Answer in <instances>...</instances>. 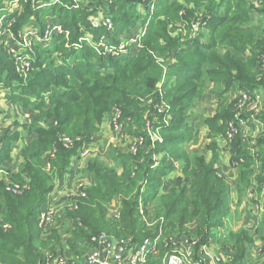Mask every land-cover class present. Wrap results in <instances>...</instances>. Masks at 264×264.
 <instances>
[{
  "label": "trees",
  "instance_id": "obj_1",
  "mask_svg": "<svg viewBox=\"0 0 264 264\" xmlns=\"http://www.w3.org/2000/svg\"><path fill=\"white\" fill-rule=\"evenodd\" d=\"M205 2L208 9L204 22L211 29L206 43L200 42L203 39L199 36L196 43L181 44L182 36L173 37L166 24L155 27L152 20L147 24V32L139 37L140 50H132V56H121L118 42L114 43L117 56L104 48L101 56H97L91 52L96 49L93 44L87 51L83 48L81 53L76 52L81 57L71 55L66 63L77 61L76 65L61 67L62 73L53 72L52 59L38 60L33 70L26 72V79L17 73L15 63L8 60L7 51L0 47V76L3 78L7 73L8 81L25 84H19L23 90L18 96V99L23 98L25 106L26 96H32L36 87L48 92L45 93L47 101L36 107L40 112L39 120L20 126L18 134L15 124L2 133L8 124L0 121V166L9 160L16 161L18 156L17 173H12L9 190L4 187L0 190V264H49L54 258L66 255L67 244L62 254L55 253L62 241L65 242L56 230L51 229L43 236L41 215L50 206L57 182L70 174L72 160L93 141L104 122L110 120L108 127L114 131L112 123L118 113L127 121L125 128L133 133L129 141L144 137L143 145L147 141L150 148L142 150L143 145L139 146L135 154L112 150L111 164L99 159L89 162L88 170L95 183L78 191V194L85 193V197L79 196L82 203L72 202V209L68 207L66 213L75 229L70 237L74 242L73 253L77 255L80 247L95 248L93 238L104 233L122 245L142 243L162 231V249L156 259L153 260L152 255L148 258L151 264H162L168 233H185L197 238L196 254L204 246L220 244L229 249L231 264H243L262 226L254 233L229 227L234 218L233 191L217 167L216 143L226 140L227 123L239 112L240 94L247 92L253 98L255 90L264 92V76L258 73L264 65V38L244 34L250 0ZM176 5L167 0L164 7L189 12ZM112 7L118 14H109L115 28L108 33L115 29V39L147 23L148 19H135L132 13L137 10L136 0L114 2ZM56 9L62 13L61 20L68 17L66 7L57 5ZM76 12L82 11H73L79 14ZM180 13H168L172 23L179 22ZM80 17H77L79 22L84 21ZM68 23L72 29L74 23ZM84 24L89 29V23ZM69 26L65 27L69 29ZM93 33L101 36L100 32ZM225 49L233 56L229 53L221 56L219 52ZM39 51H43L42 55L57 54L56 48ZM161 57L172 60L162 63ZM41 79L46 86L39 82ZM66 80L68 83L63 84ZM205 80L220 88L218 113L203 120L209 138L215 140L210 144L214 153L211 160L202 153H188L186 149L200 140V126L192 119V109L203 98ZM230 92L239 96L235 94L230 100ZM165 101L169 102V108L164 113L159 112ZM261 119L264 123V118ZM149 127L158 130L160 137H150V131L146 132ZM21 131L26 135L35 134L37 138L31 143L21 142ZM228 145L235 154L232 165L238 171L237 192L243 196L250 188L251 205L264 207V136L254 146L260 161L258 169L252 167L253 150L244 144L241 135ZM174 173L178 174L175 183L166 189L165 180ZM17 185L21 193L13 192ZM117 204L118 212L111 216L110 208ZM255 211L256 208L251 213ZM104 220L107 226L102 225ZM191 223L198 226L193 234L188 231ZM67 264L76 263L68 261Z\"/></svg>",
  "mask_w": 264,
  "mask_h": 264
},
{
  "label": "rangeland",
  "instance_id": "obj_2",
  "mask_svg": "<svg viewBox=\"0 0 264 264\" xmlns=\"http://www.w3.org/2000/svg\"><path fill=\"white\" fill-rule=\"evenodd\" d=\"M121 1L123 0H0V47H2L5 52L7 51L8 60L15 63V66L17 68V73L23 76L24 77L23 79H26L27 78L26 75L28 74L26 72L29 69L33 70V64L37 63L38 60L46 62L47 60L52 59V62L54 63L53 67H55L53 68L55 69V71L53 72L55 74L62 73L64 70H62L61 67H66L69 64L71 66L76 65L75 63L77 61H72V60H70V63H68L67 65L66 60L71 55L72 56L73 54L76 55V52L78 54L81 53L83 48L85 49L84 51H87V48L89 50V47H91V45L93 44H96V49L95 51L91 50V52H93L97 56L98 55L101 56L102 48L106 49V52L108 53L109 52L113 54L117 53V51L115 50L116 47L114 46V43L117 42L120 43L119 48L121 49V51L119 53L121 56H128V55L132 56L133 54L132 52L134 50L136 51L140 50V45L138 42L140 40L139 37L140 35L142 36L147 32L146 31L147 24L149 25L152 20H153L152 24L155 27H158V24L160 23L166 24L168 27V31L174 34L173 37H176L178 35L182 36L181 44L196 43L199 40L198 39L199 36H201V38L203 39L200 42L206 43L209 35L211 34V29H209V25L207 23L205 25L204 22L205 20L204 16L207 12L206 9H208L207 8L208 3L205 2L206 0H170V2L182 6L186 10H189V12L186 13L180 11V9L176 7H174V9L172 10L166 9L164 7V4L167 2V0H136L137 10L135 12L132 11V13L136 16L135 19L138 17L144 20L148 19L146 25L144 26L143 24H139L138 27L133 32L129 33L127 36L125 35L115 39L116 37L115 29L114 31L108 33L113 28H115L114 22L110 15L118 14V12L117 13L113 12L112 4H114V2L120 4ZM250 1H251L250 6L246 7L249 10V21H248V26L244 31V34L246 36H250V35L254 36L256 39L264 38V13H262L264 12V0H250ZM137 2L140 5L137 4ZM57 5L60 7L64 6L67 8V12L69 13V15L68 17H66L65 20L64 19L61 20L62 13L61 12L58 13L57 9L55 10ZM163 8L165 9L163 10ZM73 11H82V12H76L79 14L75 15ZM169 12H182L179 15L178 23L175 24L172 23V19H171L172 16H169L170 15L168 14ZM191 12H193L192 15ZM86 15L88 18L86 17ZM78 16H81L80 18H84V21L79 22L77 18ZM67 18L69 19V21L67 20ZM19 21H24V22L18 25ZM68 22L74 23L72 29L68 25L69 24ZM84 23H89V29L86 27V24ZM65 26H69L70 28L68 29V27L66 28ZM55 28H60L62 30V34H55L54 32L52 33L49 32L51 29H55ZM93 31L100 32L101 36L100 37L96 36L93 33ZM77 32H79L80 34L79 36L75 35ZM44 37L50 39L49 41L46 42V44L42 43ZM124 38H127V42H124ZM133 44H135V46L134 48H131ZM55 48L57 54L53 56L51 53L42 55L43 51L42 52L39 51V50H44V51L53 50ZM228 53H229L228 49L221 50L219 52L221 56H224L225 54ZM117 55L118 54H115L113 56H117ZM230 55L233 56L232 54ZM76 56L81 57L82 55L81 56L76 55ZM73 58L76 57L74 56ZM120 59H123V57H121ZM171 60H172L171 58L170 59H167L165 57L160 58V61L162 63H169L171 62ZM45 67L46 64H44V68ZM258 73L264 76V65L259 68ZM0 75H1V71H0ZM7 75L8 74L5 73L3 78H1L0 76V121H3L4 122L3 124H8L2 130V133H6L9 129V126L14 127V124L16 125L15 128V132H16L21 130L20 126L26 124L28 125L34 121L36 122V119L39 118L40 116V112L37 111L36 107H38L39 105L38 103L47 101L46 100L47 97L45 93H48L36 87L32 91V93L35 91L32 94V96H36L37 99L32 96H26L25 99L27 101V106H25L24 105L25 102L23 98L18 99L19 98L18 96L21 94V91L23 90L21 87H19V84L23 86L25 84L19 83L18 80L14 82H10L7 80L8 79ZM207 78L208 75L205 76V79ZM68 81L69 80L64 81L63 84H67ZM39 82L43 84L42 79L39 80ZM49 82L50 81H48V83ZM212 83L213 82H211L210 80H205V85L202 86L203 98L200 101H198L196 103V107L192 109V114H193L192 119L194 120L197 126H200V130H199L200 133L204 131V129H206L203 126V120L206 117L215 116L218 113V110L221 106L218 103V97H217V95L220 92L219 91L220 88L215 87ZM47 91H49L50 93L54 92V90H47ZM35 93L37 95H35ZM262 93L264 92L261 90H255V94L257 95V98L258 97L260 98V103L264 102V96H263L264 94ZM236 95L239 96V93H236ZM37 96H39V98L42 101L38 99ZM233 96H235V93L234 94L231 93L229 95L230 100L232 99ZM247 102L248 100L240 108L239 114L243 115L244 121L242 123V127L240 128L239 134L241 135L242 138L244 137L245 139L244 144L250 146L249 148L253 150V157L257 161L253 159L254 163L252 167L258 169L260 166V161L258 159L257 154L254 151V146H256L257 142L260 139H262L264 136L263 135L264 123H262L261 121L262 120L261 118H264V110L260 108L256 111H253L251 110L252 105H246ZM164 103L169 104L168 101H165ZM111 116H114V114H111ZM247 117H250V119H247ZM149 131H150V137L151 136L153 138L160 137L158 130L154 131L151 127H149V129H147L146 132L149 134ZM21 133L25 137L28 136L25 134V132L21 131ZM16 134L18 133L16 132ZM132 134H133L132 131L131 130L129 131L128 127L124 129L123 134L120 133L118 134L115 131H112V135L114 138V142L112 143L113 146L105 149L106 153L107 152L109 153V158L112 150H118L124 153L132 152V154H135V152H137V146L135 149H133L132 147L136 144V142L137 145L142 146L140 144L141 141L144 140V137L143 138L141 137L138 140L132 142L129 141ZM126 140H128V142H126ZM138 141H140V143H138ZM92 142L89 144V146L92 144ZM208 142L209 144H214L215 140L213 142L210 139ZM228 143L229 140L222 139L219 140V143L216 144L217 147L219 145L221 149H225V151H229L228 154L231 159L232 155L235 154L233 153L232 147H230ZM148 147L150 148L147 141H145V145L142 146L143 148L142 150H147L149 149ZM87 149L89 148H87L86 146L85 151ZM199 150H200L199 153H204V151L208 153L205 143H204V150L203 149H199ZM102 154L104 155V153ZM13 164L14 163L9 160L8 162H5L2 164V166H0V190H2V187L6 188L7 191L9 190V186H11L10 184H12V181L10 182V179L12 178V173H16L14 171H11ZM16 167L18 166L16 165ZM220 174L224 176L221 171ZM177 176L178 174L176 173L173 176V178H167L165 180L164 187L167 188L168 185L171 182H173ZM252 197H253V193L249 198L251 199ZM82 200L79 199L76 202L81 204ZM243 205L244 203L243 204L241 203L240 206L237 207V212H236V208L232 209L234 212V216H233L234 218L233 221H230L229 227L237 231L243 228L242 226H245L248 220H252L254 222H258L259 224L255 228H260L262 222H264V211L256 210L255 213H251V211L254 208H256L251 206L250 211H248V213L249 212L250 213L248 214L245 213L246 209L245 207H243ZM116 212H118V204L116 207L110 208L111 216L114 215ZM108 218H110V216ZM70 221L71 220L69 219L68 220L69 225L67 224V227L66 226L62 227V229L65 228L63 231L65 235L61 233L60 235L63 236L65 242L62 241L61 246L57 247L55 253L62 254L63 252H61V250L63 249V246L64 244H67L68 249L65 251L66 255H69L71 257L80 256L81 258L84 259V261L77 262L76 264H91L90 259L94 257V255L97 253L96 250H93L95 248H89L86 250L85 247H80L77 255L74 254L72 251L71 246L74 244V242L71 241L69 237H71L75 229L73 228L72 223H70ZM102 225L107 226L105 220L104 222H102ZM55 226L56 225L53 226V229L55 228ZM197 228L198 226L195 223L188 224V231L191 234L195 233ZM161 234L162 231L158 233V236L154 238H149V239H157L158 242L157 245L155 244L152 246V248L158 246L156 249L157 251H155L152 254V256H154L153 260L156 259V257H158V255L160 254V250L162 249L161 244L163 241V235ZM104 235H107L108 240L112 241V243L114 242L117 243V241L114 238L110 237L109 234L104 233ZM166 236H167L165 238L166 251H165V256L162 260V264H168L170 258L173 256H179L183 260L182 264H188L185 261L186 257H184V254H182V251L184 250L183 248L186 246V244L183 243V240H186L188 242H198V239L189 237L185 233L182 235L168 233ZM94 244L99 248L97 243L94 242ZM166 244H168V246H166ZM263 244L260 245L261 248L262 247L264 248ZM215 246L217 247L216 250H218V248H224L220 244H217ZM261 248L256 258L257 261H254L255 258H252L253 264H264V257L261 258L262 256ZM47 254L49 255V252ZM213 257L219 258V255L215 254V256ZM223 262L224 259H219V262H217V264H222ZM145 264H151V263L148 260ZM203 264H206V262Z\"/></svg>",
  "mask_w": 264,
  "mask_h": 264
},
{
  "label": "crops",
  "instance_id": "obj_3",
  "mask_svg": "<svg viewBox=\"0 0 264 264\" xmlns=\"http://www.w3.org/2000/svg\"><path fill=\"white\" fill-rule=\"evenodd\" d=\"M232 93V92H230ZM255 93V92H254ZM234 94V93H233ZM236 94V93H235ZM264 94V93H262ZM38 119V118H37ZM36 119V121H37ZM110 119V118H109ZM110 120H107L104 122L102 128L100 131L95 135L94 141L92 144L89 146L87 145L86 152L84 154H80V156L74 158L72 160V167L70 174L64 177V179L59 180L56 185L55 189V199L51 200L50 207H52L55 212H56V217L52 225L55 226L54 230H56L59 234H64V229L62 227L66 226L68 223V219L66 218V213H67V208L72 205V202H76L79 200L78 198V187L79 185L85 186L86 189L91 187L95 183V178L93 174L88 170V164L90 161L94 159H99L100 161L104 163H109L111 164V160L109 158V153L105 151L106 148H109L114 142V138L112 135L111 129L108 127ZM209 132L207 129H204V131L201 132L200 134V141L198 144H189L186 149L188 153L191 154H201L199 153V149L204 150V143L207 148V151H204V154L208 160H211L212 157L214 156V153H212V149L210 148L209 144ZM264 135V133H263ZM30 136V137H29ZM37 136L35 134L28 135V136H23L21 138V142L24 143H31L33 142ZM205 138V139H203ZM244 139V137H243ZM245 141V139H244ZM197 145V146H196ZM89 146V147H88ZM198 147V150H197ZM250 147V146H249ZM217 152H218V163L217 167L219 170L223 173L224 177L227 178V183L231 186L232 188V209L236 208L237 212V207L240 206V204L244 203L243 207H245L246 211L245 213H248L250 211V207L252 206V200L249 198L251 196L250 194V188L245 191V194L243 196H240L239 193L237 192V187L240 185L239 182V177H238V171L236 168L233 167L232 165V158L230 159V156L228 154L229 151H225V149H221V147L218 145L217 147ZM104 153V155L102 154ZM16 157V156H15ZM12 161V160H11ZM13 167L11 168V171H14L17 173V167L16 165L18 164V156L16 157V161H12ZM16 164V165H15ZM171 178H173L171 176ZM176 178L174 179L173 182H171L167 188H169L171 185L175 183ZM166 188V189H167ZM238 195V196H237ZM245 198V200H244ZM250 200V201H249ZM233 211V210H232ZM250 213V212H249ZM248 213V214H249ZM240 216V213H239ZM248 219V218H247ZM258 224V222H254L252 220H248L247 224L245 226H242L246 230L254 233L258 228H255ZM264 222H262L261 226L262 229L260 231V235H256L254 237V243L249 247L247 256L243 262V264H253L252 258H255L254 261H257L256 258L258 256V253L260 251V245L264 243ZM51 229V228H50ZM65 235V234H64ZM65 237V236H64ZM70 238V237H69ZM64 240V238H63ZM264 246V244H263ZM260 247V248H259ZM211 248V254L209 257H207L206 264H216L215 259H224L228 260L230 251L228 248H218L216 250V246L213 245ZM262 251V256L261 258L264 257L263 252L264 248H261ZM215 254L219 255L218 257H213Z\"/></svg>",
  "mask_w": 264,
  "mask_h": 264
},
{
  "label": "built area",
  "instance_id": "obj_4",
  "mask_svg": "<svg viewBox=\"0 0 264 264\" xmlns=\"http://www.w3.org/2000/svg\"><path fill=\"white\" fill-rule=\"evenodd\" d=\"M49 32L50 33L54 32L55 34H62V30L60 28L51 29ZM49 40H50L49 38L44 37V40L42 41V43L46 44V42ZM94 46L96 48V44H94ZM253 95L254 96L252 98L247 95V92L241 93L240 96H242V99H241V102L239 103V112L234 116L232 120H230L227 123L226 140H229V142H232L237 136H240L239 134L240 128L242 127L244 118H243V115L239 113H240L241 106H243L247 100L248 102L246 103V105H252L251 110L256 111L260 108L264 110V107H263L264 102L260 103V98L259 97L257 98L256 94H253ZM168 108H169V105L163 103V105L159 107V112L164 113L167 111ZM125 123H127V121L122 120L121 115L118 113L114 118V122L112 123L114 127V131L118 134L119 133L123 134V131L125 129V126H124ZM138 143H140V141H138ZM143 143H144V140L141 141L140 145H143ZM136 146L137 148L139 147V145H137V142L132 148L135 149ZM85 152L86 151L84 148L81 154H84ZM19 188L20 187L17 186L16 188L13 189V192L21 193L22 191ZM81 189L82 190L85 189L83 185H79L78 190L80 192H81ZM55 196L56 194L53 195L54 199H55ZM78 196L85 197V193L78 194ZM262 196H264V193L262 194ZM72 207H73L72 205L69 206L70 209H72ZM256 210L264 211V207L258 205L256 206ZM142 213L144 214L143 211ZM55 217H56V212L54 209L52 210L50 206L48 210L41 215L40 225L43 229L44 237L47 234H49L50 228L53 225ZM93 241L98 244L99 248L96 246L95 249H93V250H96L97 253L94 255V257L90 259L91 264H145L148 261V258L155 251H157L156 249L158 247V246H155L154 248H152L153 245L158 244L157 239H147L143 241L142 243H138V244H133V243L128 242V243L120 245V244H117L118 242L112 243V241H109L107 235H104V234L100 235L99 237H95ZM183 243H185L186 246L183 248L184 250L182 251V254H184V257H186L185 261L188 264H203L206 262L205 259L209 257L211 254V248L208 246H204L196 254V251L194 250V248L196 247L197 242H188L186 240H183ZM166 246H168V244H166ZM230 259L231 258L229 256L228 260H224L222 264H231ZM214 260L216 264L217 262H219V259L214 258ZM68 261L77 263V262L84 261V259L81 258L80 256L71 257L69 255H65V256H58L54 258L51 262H49V264H67ZM182 263H183V260L179 256L171 257L168 262V264H182Z\"/></svg>",
  "mask_w": 264,
  "mask_h": 264
}]
</instances>
